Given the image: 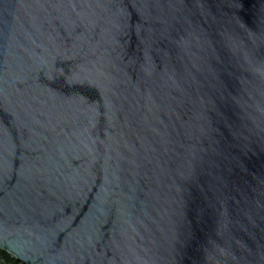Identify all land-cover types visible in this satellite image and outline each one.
Wrapping results in <instances>:
<instances>
[{
  "label": "water",
  "instance_id": "95a60500",
  "mask_svg": "<svg viewBox=\"0 0 264 264\" xmlns=\"http://www.w3.org/2000/svg\"><path fill=\"white\" fill-rule=\"evenodd\" d=\"M0 264H264V0H0Z\"/></svg>",
  "mask_w": 264,
  "mask_h": 264
}]
</instances>
